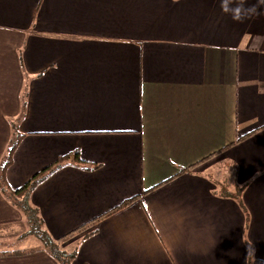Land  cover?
Here are the masks:
<instances>
[{"label": "crops", "instance_id": "0c3cea01", "mask_svg": "<svg viewBox=\"0 0 264 264\" xmlns=\"http://www.w3.org/2000/svg\"><path fill=\"white\" fill-rule=\"evenodd\" d=\"M19 136L14 190L96 167L29 196L54 240L134 200L72 264H264V4L0 0V166ZM30 231L0 189V264H59Z\"/></svg>", "mask_w": 264, "mask_h": 264}, {"label": "trees", "instance_id": "16d2710c", "mask_svg": "<svg viewBox=\"0 0 264 264\" xmlns=\"http://www.w3.org/2000/svg\"><path fill=\"white\" fill-rule=\"evenodd\" d=\"M24 136H19L17 141L12 144V146L9 148L6 159L4 160L3 164L0 166V189L1 192L6 196L9 202L13 206H15L18 210H20L24 216L26 217L30 227L31 231L29 232V235L35 236L42 244V248L38 250H33L30 252H37V251H43L45 253H48L53 259H55L59 264H72V261L76 258L75 254H67L62 247L60 246L63 243H66L76 237L77 235L84 234V238H89L92 235H94L95 231H89V229L94 228L98 221L107 216L110 215L120 209H123L125 206L129 205L134 200H128L124 204H122L119 208H116L109 214H106L104 216H101L95 220H92L88 224L78 228L75 231H72L71 233L67 234L66 236L54 240L51 238V236L44 230L43 228V221L39 218L38 212L31 208L28 204V198L31 195V193L36 189V187L50 174L51 171L58 170L62 168L65 165L72 164L76 165L81 169L84 170H94L96 169L95 166H91L84 162L80 158V153L75 152L71 155H67L64 157H61L58 161H56L54 164H52L48 169H44L40 173H38L36 176H34L29 182H27L25 185H23L19 189H12L9 184L7 183L6 179V173L9 169V167L12 165V158L13 155L19 146L20 139ZM190 170V169H189ZM185 172V171H182ZM13 255H26L25 252H16L13 253Z\"/></svg>", "mask_w": 264, "mask_h": 264}, {"label": "clouds", "instance_id": "9594fccd", "mask_svg": "<svg viewBox=\"0 0 264 264\" xmlns=\"http://www.w3.org/2000/svg\"><path fill=\"white\" fill-rule=\"evenodd\" d=\"M260 3L264 4V0H260ZM227 11V9H225ZM235 19H239V15L237 14ZM213 228L210 223H205L200 225L199 227L193 226L191 228V231L189 233V239L187 242L188 250L189 251H199L201 254H207V252L210 250V247L214 244V238H213ZM200 234H204L206 236V242L203 247L197 249L194 244L192 243L196 237Z\"/></svg>", "mask_w": 264, "mask_h": 264}]
</instances>
